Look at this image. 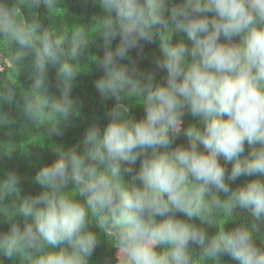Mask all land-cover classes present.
Returning <instances> with one entry per match:
<instances>
[{"label":"clouds","instance_id":"9594fccd","mask_svg":"<svg viewBox=\"0 0 264 264\" xmlns=\"http://www.w3.org/2000/svg\"><path fill=\"white\" fill-rule=\"evenodd\" d=\"M95 3L103 16L92 31L103 55L95 57L102 75L94 87L117 103L103 126L94 120L79 144L57 148V158L38 168L39 192L21 196L15 171L0 178L7 217L0 223L8 224L0 256L11 264H90L103 243L115 250L104 264H227L225 256L264 264V243L257 245L264 240V0ZM0 36L21 50L17 59L32 58L26 115L46 117L50 133L63 135L78 115L70 93L88 31L77 26L67 41L0 4ZM145 44H157L152 69L139 67ZM50 68L58 95L49 92ZM189 115L195 124L185 123ZM8 122L0 114V126ZM180 137L186 143H176ZM241 177L256 178L232 187ZM237 209L250 214L251 226L226 229Z\"/></svg>","mask_w":264,"mask_h":264},{"label":"trees","instance_id":"16d2710c","mask_svg":"<svg viewBox=\"0 0 264 264\" xmlns=\"http://www.w3.org/2000/svg\"><path fill=\"white\" fill-rule=\"evenodd\" d=\"M10 8L17 10V14L25 18L29 23H38L43 30L54 35L65 37L70 41L75 27L83 26L88 31V46L77 64L78 76L74 82L70 95L78 100V115L69 119L63 125V135L56 136L49 131L50 124L46 117L29 118L25 111L26 98L33 94L32 58L17 59V53L21 51L17 45L9 43L0 36V114L7 117V124L0 126V178L8 171H15L20 177L18 187L20 195L35 194L40 186L34 182L36 171L44 164H50L57 158V148H70L80 143L87 126L94 120L103 126L107 121L104 112L113 107L117 102L114 99L102 100L94 87V82L102 72L95 64V57L103 55L102 41L92 29H94L103 13L95 0H52L51 6L40 4L39 7L29 6L24 0H0ZM182 33L176 36H182ZM175 38V37H174ZM158 52L157 44H145V59L139 62L141 69H152V54ZM135 56V52L131 53ZM121 63H126L121 61ZM49 92L59 94L55 88V69H49ZM157 79L162 78V73L157 72ZM14 93L11 101L7 96ZM120 103L131 105V115L137 119L143 116V108L135 105L133 101L122 100ZM185 123L195 124L193 117L186 116ZM176 143H186L180 137ZM247 148V146H246ZM222 164L225 161L221 158ZM231 167L230 164L226 165ZM139 167V163L135 165ZM256 177H241L232 187H239L249 179ZM264 179V177H259ZM4 207V205H0ZM9 213L11 209L8 210ZM7 217L0 212V221ZM19 219V217H17ZM218 216L217 220H222ZM22 223V221H21ZM233 223H245L251 226L252 217L247 212L237 209L234 221L225 223V228H231ZM8 229L7 223H0V231ZM264 230V229H262ZM214 231V228L210 229ZM264 240L257 239V245L262 246ZM106 257L115 258V250L109 249L101 243L90 258V264H104ZM3 264H11V261L0 256ZM227 264H236L230 257L225 256Z\"/></svg>","mask_w":264,"mask_h":264}]
</instances>
